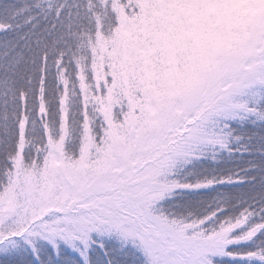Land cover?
I'll list each match as a JSON object with an SVG mask.
<instances>
[{"label": "snow or ice", "instance_id": "6c2138e0", "mask_svg": "<svg viewBox=\"0 0 264 264\" xmlns=\"http://www.w3.org/2000/svg\"><path fill=\"white\" fill-rule=\"evenodd\" d=\"M0 264H264V0H0Z\"/></svg>", "mask_w": 264, "mask_h": 264}]
</instances>
